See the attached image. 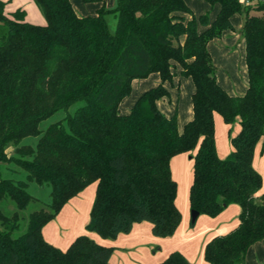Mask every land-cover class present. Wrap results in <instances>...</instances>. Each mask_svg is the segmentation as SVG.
Masks as SVG:
<instances>
[{
	"label": "trees",
	"instance_id": "16d2710c",
	"mask_svg": "<svg viewBox=\"0 0 264 264\" xmlns=\"http://www.w3.org/2000/svg\"><path fill=\"white\" fill-rule=\"evenodd\" d=\"M207 1L220 5L212 23L185 0H117L111 11L91 16L78 15L71 0H35L47 20L39 25L26 21L24 10L6 14L0 0V264H112V245L82 234L62 249L43 233L92 182L97 187L88 229L115 237L147 220L153 233L174 234L182 212L171 158L184 151L194 152L192 208L215 216L232 202L241 206L238 226L209 240L205 259L244 264L249 247L264 238L263 176L253 164L256 145L264 148V0ZM108 12L116 17L114 31ZM236 13L243 15L246 41L243 95L229 94L218 82L208 48L233 28ZM200 24L207 28L199 30ZM178 66L196 86L194 116L183 130L176 113L169 116L158 104L170 96L165 82ZM153 73L162 82L121 112L133 81ZM77 101L82 103L73 113L41 127ZM216 112L227 123L240 122L225 157L217 149ZM31 135L36 143L23 144ZM10 145L18 154H9ZM32 181L50 186V200L26 213L38 199L28 190ZM159 264L192 263L174 250Z\"/></svg>",
	"mask_w": 264,
	"mask_h": 264
},
{
	"label": "crops",
	"instance_id": "0c3cea01",
	"mask_svg": "<svg viewBox=\"0 0 264 264\" xmlns=\"http://www.w3.org/2000/svg\"><path fill=\"white\" fill-rule=\"evenodd\" d=\"M4 1H6V14L11 15L20 9L25 11L26 21L39 25H45L47 23L46 17L35 0ZM71 2L77 14L80 16L97 15L102 8L111 11L117 5V0H71ZM185 2L198 17L208 13L210 23L215 20L220 11L219 4L212 5L207 0H185ZM187 17L190 18V15ZM106 20L110 29V23H114L115 30V14L108 12L106 14ZM231 21L233 28L225 30L221 37L211 40L208 44V48L217 67L218 82L229 94L243 95L248 89L249 82L246 60V41L242 37L241 32L244 24L243 15L236 13L232 16ZM206 28L207 27L204 25H199V30L201 31ZM241 67L242 70L240 69ZM181 70V66H178L175 70L176 74L173 80L171 82H165L170 96L161 97L158 100V104L165 114L171 116L176 113L179 129L183 130L186 122L194 116L192 96L196 86L191 77L181 74ZM161 82L162 79L158 73H153L147 78L135 79L132 84L131 94L125 97L120 104L121 112H129L136 100L144 92L157 86ZM235 123V128L238 132L240 129L239 119L236 120ZM215 126L218 153L221 157H225L233 149V144L231 142V150L227 155L223 156L220 154L218 146V129L221 128V130H224V128L229 125L219 112L215 113ZM226 141L229 143L227 138ZM260 145L261 150L264 152L262 142ZM193 154L194 152L192 151H184L175 154L171 158V168L174 178L178 179L182 184L185 182L188 189L191 188L194 177ZM256 156L257 154L254 152L253 164L263 176V185L259 191L260 195L264 191V154L260 159ZM175 168H178V175L175 173ZM96 187V182L87 185L64 204L55 218L44 225L43 233L49 242L62 249H67L79 235L87 234L99 243L112 245L114 247L111 256L112 264H159L173 250L182 251L192 264H195V260L198 261L197 264H208L204 256L206 243L217 235L232 231L240 222L241 206L239 203L232 202L215 216L207 213H200L196 220L202 215L201 217H204V223H202L198 229L194 230L188 227L189 206L191 207V201L189 204H181L179 201V194H177L176 201L182 212V220L175 232L179 233V239H181V242L183 241V244L186 243L184 240H187V238L190 241L193 239L194 248H198L199 251L197 254H194L187 248V245H181L180 247L169 246L167 249L160 246L156 247L158 240L152 236V223L146 220L135 222L132 230L129 232H120L115 237H103L98 232L87 228V224L91 218L92 205L96 196ZM183 221H185V226L188 228L187 231L184 228L181 229ZM176 233L173 235H176ZM181 235L186 238L182 240ZM162 249L163 251L161 253H157ZM244 264H264V238L256 241L249 247Z\"/></svg>",
	"mask_w": 264,
	"mask_h": 264
},
{
	"label": "rangeland",
	"instance_id": "374dc122",
	"mask_svg": "<svg viewBox=\"0 0 264 264\" xmlns=\"http://www.w3.org/2000/svg\"><path fill=\"white\" fill-rule=\"evenodd\" d=\"M111 22V21H110ZM110 27L112 30H114V23H110ZM243 67V66H242ZM242 67L240 68L242 70ZM82 103V101H77L75 103H73L69 109H61L59 111H57L56 113H54L53 115L45 118L42 120L41 122V127L45 128L49 123H51L52 121L58 120L60 118L65 117L68 113H73L75 111V109ZM236 122V121H235ZM227 123L229 126L225 127L224 130H221V128H219V136H218V146H219V152L221 155L225 156L230 152V147H231V137L237 132L236 131V123ZM229 141V143L226 141ZM38 137L31 135V136H26L25 138H23L22 143H32L35 144L37 141ZM261 142H259L256 146L255 149V153L257 154V158L260 159L261 156H263L264 152L261 150ZM8 152L9 154H18L16 152V147H14V145H10V147H8ZM193 160V159H190ZM7 164V163H6ZM6 164L3 163L1 165V167L3 169L6 168ZM10 166H12L13 168H16V170H18V166L16 165L15 162H10L9 163ZM178 168H175V173H177L178 175ZM5 171H10L8 168L5 169ZM11 174V173H10ZM14 174V173H13ZM24 175V173L22 174V176ZM180 177V176H179ZM181 179V178H179ZM177 180L178 183V194H179V201L181 204H189L190 200H189V193H190V189H188V186L185 185V182L182 184L180 181ZM28 190L35 196H37L38 199H36L35 201H32L28 207L25 209L26 213H29L31 210L35 209V208H40L42 206L45 205V202L50 200V186L48 184H44V185H40L38 182L36 181H32L30 182L29 186H28ZM202 216V215H201ZM199 217L198 220L193 221L192 220V207L189 206V219H188V227L196 230L198 229L202 223H204V217ZM182 220V219H181ZM185 220V219H184ZM147 221V220H146ZM150 222V221H149ZM206 223V222H205ZM184 228L186 229V231L188 230V228L185 226V221H183L182 227L181 229ZM18 233V232H16ZM176 233V232H175ZM174 233V234H175ZM153 237H155L158 242L156 247L160 246V247H164L165 249H167L169 246L171 247H180L181 245L186 246L187 248H189L194 254H197L198 248H194V240L192 239V241L188 240H184L186 243L183 244V241L181 242V239H179V233H176V235H157L155 233L152 234ZM182 236V235H181ZM186 238L182 236V240ZM155 243V242H154ZM163 251L160 250L157 253H161ZM174 251V250H173ZM172 252V251H171ZM197 257V255H196ZM198 261L195 260V264H197Z\"/></svg>",
	"mask_w": 264,
	"mask_h": 264
},
{
	"label": "water",
	"instance_id": "95a60500",
	"mask_svg": "<svg viewBox=\"0 0 264 264\" xmlns=\"http://www.w3.org/2000/svg\"><path fill=\"white\" fill-rule=\"evenodd\" d=\"M200 214V211L195 209V208H192V220L195 221L197 219V217L199 216Z\"/></svg>",
	"mask_w": 264,
	"mask_h": 264
}]
</instances>
